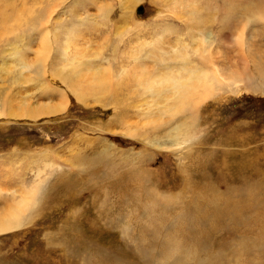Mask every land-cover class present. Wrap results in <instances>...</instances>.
Listing matches in <instances>:
<instances>
[{
	"label": "rangeland",
	"instance_id": "1",
	"mask_svg": "<svg viewBox=\"0 0 264 264\" xmlns=\"http://www.w3.org/2000/svg\"><path fill=\"white\" fill-rule=\"evenodd\" d=\"M132 1L0 0V264H264V0ZM184 47L208 96L117 82Z\"/></svg>",
	"mask_w": 264,
	"mask_h": 264
},
{
	"label": "bare ground",
	"instance_id": "2",
	"mask_svg": "<svg viewBox=\"0 0 264 264\" xmlns=\"http://www.w3.org/2000/svg\"><path fill=\"white\" fill-rule=\"evenodd\" d=\"M132 2H133V4L137 3V1H135V0H133ZM132 8H134V7H132ZM132 8L130 6L129 14L133 12ZM194 41H197V40H194ZM198 42L199 43L197 46L199 48V52L196 54V57L194 54H192V56L190 54H188L185 47H184L185 52L178 53L177 56H178V59L180 60V66L179 67L176 66L177 68H170V66H168L169 68L167 67V69H168L167 72L154 75V74H150L146 71V69L148 68L147 66H145L146 67L145 68L144 66H142V63H141V65H139L138 60L135 59L134 62L136 64L133 65V70L130 73H128L125 70V68L122 69L121 71L124 74L119 75L120 80H118L117 82L120 83L121 80H123L124 82L125 81H128V82L132 81V82L137 83V87L142 85V83L147 82V85L144 87L145 92L150 93L153 96H157L158 98H162L163 95L168 93L170 89H171V93H174L175 95L179 96L180 98L185 97L191 91H194V94H198L199 96H202V97L208 96L213 91L212 86L207 85L208 81L211 78V75L205 71L204 67L201 70V66H199L197 64V62L194 61V59H193L194 57L195 58L201 57V59L205 57L206 41L200 36ZM45 43H46V40L44 41V45H45ZM47 44H48V42H47ZM150 49L152 52L151 53L152 56H150V55H147V56L152 57V58H153V56H154V58L157 57L155 52H156V49H158V47L156 48V46H153V47L150 46ZM159 57H160V59L162 58L161 56H159ZM203 64H204V66H210L211 65L210 63H208L205 60H203ZM71 65H72L71 69L76 71V67H75L74 63ZM77 65H79V64H77ZM79 73H82V75H83V77L80 78L81 80H86L89 83H91L92 85H94L100 89L108 90V88L104 87V85L107 83L113 82L112 78H113L114 74L112 72H106L104 68L97 69L95 67V69H92V67H89V69H88L87 66L85 65L83 69H80L78 74ZM180 77H183L185 79L179 80ZM139 82H141V83H139ZM170 83L174 84L173 88H170L168 86ZM75 94L78 95L77 91H75ZM195 100H196V98H195ZM163 109H165L167 111H176V106L175 105L163 106ZM159 115L160 114H158L157 117ZM159 118H160V116H159ZM156 121H157V119H156ZM161 121H163V120H161ZM158 122H160V121H158ZM186 128H187L186 125H183L182 128H180V129L173 128L174 130L173 129L170 130L171 131L170 134L166 135L170 138V142H169L170 148H178L179 146L186 143L187 139H189L190 137H194L193 133H191L192 131L188 132L187 130H185ZM137 133L139 134V132H137ZM160 147L162 148V145ZM34 188L35 187L28 190L25 193V195L22 196L21 199H19L17 201V203H15L14 207L9 211V213H7L6 217L4 216L5 217L4 220L0 222V232L1 233L4 231H8V230L11 231V229H13V228L15 229V227L20 226V217H21L22 213L30 207L31 202L34 199V194H35Z\"/></svg>",
	"mask_w": 264,
	"mask_h": 264
},
{
	"label": "water",
	"instance_id": "3",
	"mask_svg": "<svg viewBox=\"0 0 264 264\" xmlns=\"http://www.w3.org/2000/svg\"><path fill=\"white\" fill-rule=\"evenodd\" d=\"M139 13H142V8L138 10Z\"/></svg>",
	"mask_w": 264,
	"mask_h": 264
}]
</instances>
